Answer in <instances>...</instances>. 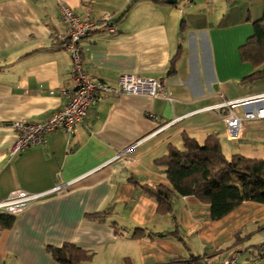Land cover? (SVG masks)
Wrapping results in <instances>:
<instances>
[{
  "label": "crops",
  "instance_id": "crops-1",
  "mask_svg": "<svg viewBox=\"0 0 264 264\" xmlns=\"http://www.w3.org/2000/svg\"><path fill=\"white\" fill-rule=\"evenodd\" d=\"M61 3L83 18L113 17L115 33L80 41L93 79L116 85L123 74L160 78L171 100L102 96L74 134L56 130L45 144L13 155L15 121H44L68 103L62 90L73 84V59L56 39L68 31ZM263 13L264 0H0V201L14 190L66 184L29 204L11 227H0V264H61L50 246L67 242L92 253L82 264L193 257L218 264L234 254L246 257L238 264H264L252 253L264 242V203L245 201L213 220L209 204L193 195L176 194L171 210L161 212L143 189L172 188L157 160L172 146L183 149L184 135L200 143L217 135L228 158L264 157V119L233 139L224 119L231 106L219 107L246 100L234 107L243 115L264 106V77L245 79L255 67L241 55ZM137 227L144 233L134 235Z\"/></svg>",
  "mask_w": 264,
  "mask_h": 264
},
{
  "label": "trees",
  "instance_id": "trees-1",
  "mask_svg": "<svg viewBox=\"0 0 264 264\" xmlns=\"http://www.w3.org/2000/svg\"><path fill=\"white\" fill-rule=\"evenodd\" d=\"M254 32L241 46V55L255 70L245 79L253 81L264 77V13L253 23ZM175 69L174 61L169 69ZM184 148L172 146L168 153L157 162L164 164L172 188L163 184H145V193L154 197L158 210L168 212L176 194L193 195L209 204L213 220H219L245 201L264 203V157H249L235 153L228 158L222 148L220 138L215 134L206 137L204 143L189 135L183 136ZM15 215L0 214V227L9 228ZM142 227L135 229L134 235L143 234ZM253 258H264V242L253 246ZM54 257L61 264H82L92 258V253L73 243L59 247L50 246ZM168 264H204L199 257L176 259Z\"/></svg>",
  "mask_w": 264,
  "mask_h": 264
},
{
  "label": "built area",
  "instance_id": "built-area-1",
  "mask_svg": "<svg viewBox=\"0 0 264 264\" xmlns=\"http://www.w3.org/2000/svg\"><path fill=\"white\" fill-rule=\"evenodd\" d=\"M180 1L184 5H189L196 0ZM225 1L232 3L236 0ZM59 9L62 20L68 26V31L58 34L56 39L63 48L70 52L73 59L71 68L73 84L70 88L62 90L68 97V103L44 121H15L12 125L17 131V138L11 148L13 155L24 151L30 146L45 144L48 140V135L56 130L61 129L69 134H74L77 126L85 120L91 106L102 96L147 94L154 98L165 97L171 100L160 78L145 77L137 74H123L116 85L93 79L84 68L80 41L83 37L95 32L115 33L116 25L113 17L105 13L100 18H83L75 13L70 6L62 3ZM241 102L246 103L247 101ZM241 102L225 101L219 104V107L231 106L230 111L225 115L224 119L230 137L233 139L241 138L244 132L250 129L252 121L264 119V106L259 105L246 108L243 115L237 114L234 111V107ZM68 184H71V182ZM65 186L66 184H58L49 190L34 193L21 189L14 190L5 199L0 201V211L17 215L33 201L51 193H59L64 190ZM238 260L239 255L234 254L218 264H238Z\"/></svg>",
  "mask_w": 264,
  "mask_h": 264
},
{
  "label": "rangeland",
  "instance_id": "rangeland-1",
  "mask_svg": "<svg viewBox=\"0 0 264 264\" xmlns=\"http://www.w3.org/2000/svg\"><path fill=\"white\" fill-rule=\"evenodd\" d=\"M253 155L256 156V154H253ZM261 235L262 234H258L256 237L253 238V240L251 242H253L254 240H257L258 238H261ZM245 258H246L245 255L244 256L241 255L240 258H239L240 262L245 260Z\"/></svg>",
  "mask_w": 264,
  "mask_h": 264
},
{
  "label": "water",
  "instance_id": "water-1",
  "mask_svg": "<svg viewBox=\"0 0 264 264\" xmlns=\"http://www.w3.org/2000/svg\"><path fill=\"white\" fill-rule=\"evenodd\" d=\"M177 0H168L169 3H175Z\"/></svg>",
  "mask_w": 264,
  "mask_h": 264
}]
</instances>
